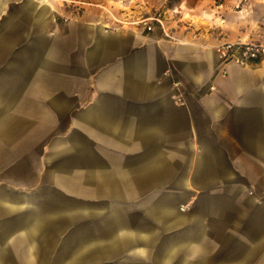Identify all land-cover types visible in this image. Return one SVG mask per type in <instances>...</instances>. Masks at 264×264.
I'll use <instances>...</instances> for the list:
<instances>
[{"label":"crops","instance_id":"1","mask_svg":"<svg viewBox=\"0 0 264 264\" xmlns=\"http://www.w3.org/2000/svg\"><path fill=\"white\" fill-rule=\"evenodd\" d=\"M82 2L0 0V264H264V0Z\"/></svg>","mask_w":264,"mask_h":264},{"label":"built area","instance_id":"2","mask_svg":"<svg viewBox=\"0 0 264 264\" xmlns=\"http://www.w3.org/2000/svg\"><path fill=\"white\" fill-rule=\"evenodd\" d=\"M164 11H157L153 15L140 17L138 19H122L116 16L113 17V24L109 25L111 29H118L117 23H143L146 29L153 30L154 26L158 23L163 26V13ZM164 28V26H163ZM165 33H169L164 29ZM219 49L225 61H234L241 65L252 64L264 58V43L255 41H225L219 45ZM211 88H214L212 86ZM184 208V207H183Z\"/></svg>","mask_w":264,"mask_h":264},{"label":"rangeland","instance_id":"3","mask_svg":"<svg viewBox=\"0 0 264 264\" xmlns=\"http://www.w3.org/2000/svg\"><path fill=\"white\" fill-rule=\"evenodd\" d=\"M61 1L65 2L68 10H72V9L75 10L80 5H84V3L82 1H86V0H61ZM88 1L94 2V3L104 2V1L108 2L111 5V7L113 8V9L111 8L110 10H108L109 11L108 13L110 15H112V17L116 16L118 18L129 19V20L138 19L140 17L153 15L157 11H164L165 10V12L163 13V20H164L163 26L165 28V27H167L165 24L166 19H167L166 16H167V14H169V11L167 10L168 3L170 2V5H171L175 1L181 2L182 0H88ZM126 2L129 4V7L127 8L126 11H129L130 14L127 13L125 15H121V12L124 9L123 5ZM85 5H86V3H85ZM147 6H151L152 8L150 9V7H147ZM171 6L173 7V5H171ZM96 7H99V6H96ZM79 10H80V8H79ZM174 13H176V12H174ZM177 13H178L177 16H181V12H177ZM111 24H113V23H111ZM117 24L120 27L123 23H117ZM157 25L160 26V28L162 29L163 32H165L164 28L161 24L157 23ZM169 31L170 30H167L168 33H169ZM0 170L2 171V173H6L8 169L3 168Z\"/></svg>","mask_w":264,"mask_h":264}]
</instances>
